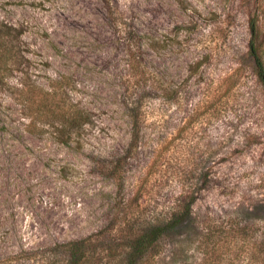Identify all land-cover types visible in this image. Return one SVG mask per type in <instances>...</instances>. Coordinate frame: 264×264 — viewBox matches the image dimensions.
I'll return each mask as SVG.
<instances>
[{
    "label": "rangeland",
    "instance_id": "374dc122",
    "mask_svg": "<svg viewBox=\"0 0 264 264\" xmlns=\"http://www.w3.org/2000/svg\"><path fill=\"white\" fill-rule=\"evenodd\" d=\"M253 16L263 39L264 0H0V264L39 263L115 223L124 200L156 213L191 197L186 222L245 227L232 264H259ZM51 107L88 115L69 145ZM119 157L117 181L107 164Z\"/></svg>",
    "mask_w": 264,
    "mask_h": 264
},
{
    "label": "trees",
    "instance_id": "16d2710c",
    "mask_svg": "<svg viewBox=\"0 0 264 264\" xmlns=\"http://www.w3.org/2000/svg\"><path fill=\"white\" fill-rule=\"evenodd\" d=\"M259 22L257 16L249 20L247 55L264 93V38L259 39ZM43 105L45 108L53 106L54 101L53 104L48 102ZM48 110L56 113L65 123L68 134L67 140L62 142L69 145L70 134L74 128L87 122V113L73 107L63 111L59 107ZM120 160L119 157L107 164L117 181L123 176ZM192 202L193 197L185 204L174 203L170 209L155 213L138 200L134 203L124 200L110 219L115 223L86 237L54 244L47 254L40 256L42 259L37 264H232L229 253L240 250L237 243L246 228L186 222L191 216ZM176 244L178 250L166 256L167 247ZM193 245L199 251V257L191 255ZM249 246L253 263L264 264V232L258 242ZM233 258L236 259V255Z\"/></svg>",
    "mask_w": 264,
    "mask_h": 264
}]
</instances>
